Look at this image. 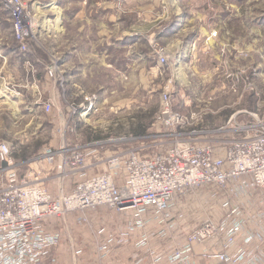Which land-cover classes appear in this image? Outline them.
I'll use <instances>...</instances> for the list:
<instances>
[{
  "label": "built area",
  "instance_id": "built-area-1",
  "mask_svg": "<svg viewBox=\"0 0 264 264\" xmlns=\"http://www.w3.org/2000/svg\"><path fill=\"white\" fill-rule=\"evenodd\" d=\"M4 2L11 8L18 50L24 51L25 38L33 32L26 2ZM229 83L230 89L240 90V97L244 92L258 96L249 80L242 88L236 81ZM160 98L154 129L129 139V148L102 154L96 162L107 169L92 171L96 164L88 157H95L93 151L63 145L48 146L34 158L58 172L53 179L30 169L20 174L9 143L0 142V264H56L51 252L59 238L48 224L66 215L107 206L133 210L137 216L154 209L170 221L176 219L169 211L174 197L200 189L217 200L220 215L205 214L168 261L156 257L148 264L189 263L194 243L204 247L207 264H264V119L242 108L223 126L206 128L202 122L212 113L209 109L195 110L191 98L185 103L189 110H176L170 85ZM96 102L91 94L66 103L67 115L96 111ZM209 102L205 99V106ZM43 108L49 111L50 103ZM58 180L69 190L54 196L47 182Z\"/></svg>",
  "mask_w": 264,
  "mask_h": 264
},
{
  "label": "rangeland",
  "instance_id": "rangeland-1",
  "mask_svg": "<svg viewBox=\"0 0 264 264\" xmlns=\"http://www.w3.org/2000/svg\"><path fill=\"white\" fill-rule=\"evenodd\" d=\"M22 1L26 2L28 14L33 19L30 0ZM218 1L220 3L215 0H182L183 6L193 2L201 9L205 22L210 26L215 21L217 12L221 11L217 6L225 5L223 6L226 10L224 11L225 15L230 16V19L225 22L224 28H220L222 33L220 30L210 32V37L214 36L216 32L219 33L216 34V37L217 35L218 38L221 36L219 39L221 41H210L205 51L196 49L195 57L192 55L190 61L184 60L183 66H181L183 71H174L179 76L173 75L171 66L179 46L162 43L155 38L154 26L151 25L146 29L147 24L142 20L144 15L139 12L138 8L141 4H152L153 0H86V5L98 6L96 16L99 24L104 21L103 16L107 14L114 16L115 37L120 36L124 31L127 33L136 31L142 34L138 38L140 41L130 44L131 48L129 49L109 48L110 57L106 60L99 58L93 74L88 73L86 77L73 74V70L78 67L79 60H71L68 62V67L59 69L57 61L59 48L52 50L54 43L38 39L36 29H33L32 34L25 38L26 49L18 50L22 57L24 56V60L19 61L20 66L13 64L12 59L0 60V85L13 86L23 96V102L19 103L17 110H13V118H11L12 110L3 108V104L0 103V142L13 143L14 155L17 150H20L22 139L25 142L26 139L29 140L30 135L34 136L32 148L26 156L20 154L17 157L16 154L14 155L15 159L19 160H16L19 163L18 172L25 174L26 170L30 169L28 165L44 149L39 143L40 140L43 144L47 140L48 146L49 144L54 147L58 146V136L62 127V122L58 121V94L53 93V96H49L50 94L45 88L48 82L42 76V68L36 67L28 60L30 56L27 54L33 50V44L40 49L33 51L34 53L39 56L43 54L44 57L47 54L46 58L42 57V62L49 63L45 67V73L50 76L48 78L55 79L57 86L64 87V83L67 82L78 85L81 89L76 92L74 88H69L70 91H67L64 97L67 104L80 101L84 96L91 94L97 96L96 111L84 115L68 116L65 114V120L63 118L62 120L68 127L66 132L68 138L73 139L75 143H96L91 149L94 152L96 147L97 153L101 155L108 153L106 151L112 153L129 148L132 145V140L129 139L141 134L136 131V127L141 122L146 123L147 133L154 129L153 119L160 108L161 93L167 85L171 87L175 109L186 108L185 103L192 98L195 110L209 109L212 111L205 115V121L209 124V127L205 126L206 128L216 129L223 126L232 112L242 108L256 112L258 117L264 119V0H244L241 7L245 9L242 11V16L239 17H236L229 7L234 0ZM0 10L2 12L0 43L5 46H17L19 49V41L12 31L14 19L10 16L11 8L6 6L4 0H0ZM253 21L260 22L259 25H256V29L249 30L245 27L244 30L239 27L241 22ZM249 33L256 38L246 39L244 42L238 40L239 37L242 39L247 38V35L249 37ZM75 35L77 33L66 31V44L73 43ZM86 35H88L87 31L83 36ZM13 41L15 45H13ZM81 46L83 45H80L79 48ZM86 47L84 45V48ZM84 48L80 49L85 50ZM95 48L99 52L105 50V45L101 44L99 38ZM135 49L144 53L145 61L137 62L129 57V53ZM125 51L129 52L126 56H122V52ZM61 52L62 50L59 51V53ZM25 53L26 55H24ZM159 53L164 58V62H161ZM59 70L62 72L61 74ZM69 71H71V75L68 73ZM238 72L242 73L236 76ZM232 80L236 81L240 88L243 87L244 82L251 81L257 88L258 96L255 97L249 92H244L240 97L239 89L229 88V82ZM194 96L201 101L198 107ZM205 99H210L208 106H205ZM32 101L37 104L35 108L29 104L26 106V103ZM45 103H50L49 111H45L43 108ZM187 110H189L188 107ZM246 117L248 118L247 115L238 116V118ZM50 140L51 142H49ZM47 145L45 148L48 147ZM26 159L30 161L27 162ZM3 166L4 164L0 162V168ZM53 173L54 171L49 172L52 174L50 177L55 176ZM67 190L68 188L65 189V191ZM186 196L191 200L185 207L192 209L196 225L200 222L199 216L220 215L217 200L209 197V193L205 189L186 193L180 197Z\"/></svg>",
  "mask_w": 264,
  "mask_h": 264
},
{
  "label": "crops",
  "instance_id": "crops-1",
  "mask_svg": "<svg viewBox=\"0 0 264 264\" xmlns=\"http://www.w3.org/2000/svg\"><path fill=\"white\" fill-rule=\"evenodd\" d=\"M215 1L220 3L218 0ZM243 1L234 0L233 4L229 6L236 17L242 16V11L245 9L241 7ZM30 3L35 22L34 29H36L38 39L54 43L52 50L59 48L57 57L59 69L68 67V62L71 60H79L78 67L73 70L74 75L84 77L88 73L92 75L97 68L96 62L99 58L106 60L110 57L109 48L116 50L129 49L131 48L129 45L140 41L138 38L142 36L136 31L131 33L124 31L120 36L115 37L114 26L116 23L114 16L106 13L107 15L102 17L104 21L99 24L96 16L98 6L86 5V0H30ZM223 6L225 5L217 6L223 12L218 9L219 12H217L218 14L211 26L205 22L204 14L193 2L183 6L182 0H153L152 4H141L139 6V12L144 15L142 20L147 24L145 28L147 29L153 25L155 38L162 43L179 46L178 52L174 55V62H171L174 76L177 75L174 71H183L181 66H183L184 60L190 61L196 54V49L205 51L210 41H221L219 40L221 36L218 38L217 35L216 37V34L219 33L216 32L214 36L210 37V32L213 30L218 31L221 27L224 28L225 22L230 19V16L227 17L225 15L224 11L226 10H224ZM1 13L0 18L2 16ZM259 23L257 21L241 22L239 27L244 30L245 27L249 28V30L256 29V25H259ZM66 31L77 33L74 36V42L69 43L71 45L66 44ZM82 31H87L88 35L84 37V32ZM220 33H222L221 30ZM253 37L256 38L249 33V37L248 35L245 39L239 37L238 40L244 42L246 39L252 40ZM98 38L101 44L105 45L103 52H99L95 48L98 44ZM13 45H15L14 41ZM80 45H83L80 48H84V45L87 47L84 48L85 50H81L79 48ZM33 46V50L27 54L30 58L26 57L33 65L42 68V76L48 82V86L46 85L45 88L50 94L49 96H53V93L58 94V121L62 122L61 132H59L58 136V146L75 145L81 149L93 151L91 148L94 143H75L73 139L68 138L66 135L68 127L64 125L65 114H67V100L64 99L66 92L70 91L71 88H74L76 92L81 91V89L78 85L68 84L66 81V84L63 82L64 87L62 85L57 86L55 79L48 78L50 76L45 73V67L49 63L45 64L42 62V57L46 58L47 54L46 57L43 54L42 56L37 55L33 51L40 49L35 44ZM60 50H62L61 53H59ZM128 52H122V56H126ZM129 54L132 60L137 62L145 61L144 53L138 51V49L133 50ZM23 57L17 46H5L0 43V60L12 59L13 64L20 66L19 61L22 62L24 60ZM107 67H110V65H107ZM71 71L68 72L70 75L72 74ZM59 72L60 74L62 73L60 70ZM194 97L196 98V96ZM22 100L23 96L13 86L0 85V103L3 104V108L12 110L11 118H13V110H17L19 103L23 102ZM196 101L198 107L201 101L197 98ZM28 104L32 108L37 105L35 101L26 103V106ZM173 107L175 108V104H173ZM176 110L186 112L187 107L183 109L178 107ZM202 123L204 127H209L205 118ZM33 139L34 136L32 134L29 140L26 139L25 142L22 141L23 139L21 140L20 150L15 152L17 157L20 154L26 156L29 153L33 145ZM36 140L38 139L36 138ZM40 141L41 146L45 148L47 140L44 141V144ZM9 145L14 157L13 143ZM49 146L52 145L49 144ZM106 152L109 153V151ZM93 153L95 157H88V161H93L96 164L92 171L107 169V166L103 165V163L96 162L101 156L100 153H97L96 147ZM15 160L19 161L18 159ZM26 161L30 160L26 159ZM28 166L37 173L56 172L47 168L44 161L41 160H34ZM56 173L58 174V172ZM123 179L124 173L122 174L121 171L116 180L122 183ZM47 186L54 196H59L62 191L67 192L69 190L63 180L49 181ZM67 188L68 190L65 191ZM190 200L191 198L188 196L181 198L176 195L174 197L169 211L174 213L176 219L170 221L163 215L154 213V209H147L142 215L137 216L133 210L117 211L106 206L66 215L60 221L54 222L52 225L48 224L49 229L55 231L59 238L51 255L55 258L56 264H148L156 257H160L163 261H168L170 255L185 244L186 237L196 225L192 209L185 207ZM200 218L201 216L198 217V220ZM203 250L204 247L202 245L194 243L189 263L186 264H207L202 257Z\"/></svg>",
  "mask_w": 264,
  "mask_h": 264
},
{
  "label": "trees",
  "instance_id": "trees-1",
  "mask_svg": "<svg viewBox=\"0 0 264 264\" xmlns=\"http://www.w3.org/2000/svg\"><path fill=\"white\" fill-rule=\"evenodd\" d=\"M154 121V119H153ZM136 131L139 133H141L140 135H143V134H146L147 131H146V123H140L138 124V126L136 127ZM23 159H25L24 157H22Z\"/></svg>",
  "mask_w": 264,
  "mask_h": 264
},
{
  "label": "bare ground",
  "instance_id": "bare-ground-1",
  "mask_svg": "<svg viewBox=\"0 0 264 264\" xmlns=\"http://www.w3.org/2000/svg\"><path fill=\"white\" fill-rule=\"evenodd\" d=\"M30 24H31V28H32V29H34V27H35V24H34V20H33V19H32V21H31V23H30Z\"/></svg>",
  "mask_w": 264,
  "mask_h": 264
}]
</instances>
